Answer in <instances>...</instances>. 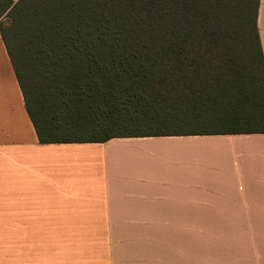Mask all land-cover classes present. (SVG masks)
Listing matches in <instances>:
<instances>
[{
  "label": "trees",
  "instance_id": "1",
  "mask_svg": "<svg viewBox=\"0 0 264 264\" xmlns=\"http://www.w3.org/2000/svg\"><path fill=\"white\" fill-rule=\"evenodd\" d=\"M259 1L0 0L39 142L264 133Z\"/></svg>",
  "mask_w": 264,
  "mask_h": 264
},
{
  "label": "crops",
  "instance_id": "2",
  "mask_svg": "<svg viewBox=\"0 0 264 264\" xmlns=\"http://www.w3.org/2000/svg\"><path fill=\"white\" fill-rule=\"evenodd\" d=\"M256 24L264 55V0ZM71 217H165V240ZM176 217H264V133L41 144L0 34V264H188Z\"/></svg>",
  "mask_w": 264,
  "mask_h": 264
},
{
  "label": "rangeland",
  "instance_id": "3",
  "mask_svg": "<svg viewBox=\"0 0 264 264\" xmlns=\"http://www.w3.org/2000/svg\"><path fill=\"white\" fill-rule=\"evenodd\" d=\"M3 24L9 21L1 19ZM165 217H71L72 229L129 231L160 238ZM180 261L188 264H264V217H176ZM121 233V232H120ZM162 243V247H164ZM157 247L155 252H161ZM147 250V249H144ZM143 250V251H144Z\"/></svg>",
  "mask_w": 264,
  "mask_h": 264
}]
</instances>
